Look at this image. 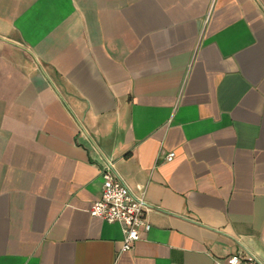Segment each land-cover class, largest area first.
Masks as SVG:
<instances>
[{"label":"crops","instance_id":"1","mask_svg":"<svg viewBox=\"0 0 264 264\" xmlns=\"http://www.w3.org/2000/svg\"><path fill=\"white\" fill-rule=\"evenodd\" d=\"M111 158L128 251L89 211ZM235 253L264 264V0H0V264Z\"/></svg>","mask_w":264,"mask_h":264},{"label":"built area","instance_id":"2","mask_svg":"<svg viewBox=\"0 0 264 264\" xmlns=\"http://www.w3.org/2000/svg\"><path fill=\"white\" fill-rule=\"evenodd\" d=\"M175 156L176 152L173 151L167 154L166 159L172 161ZM114 164L111 158L101 168L102 195L91 205L89 211L91 215L105 219L108 223H119L123 226L122 251H128L143 239L145 232L153 228L147 216L150 206L145 196L134 192L117 176ZM216 264H263V262L253 254L235 253L216 261Z\"/></svg>","mask_w":264,"mask_h":264}]
</instances>
